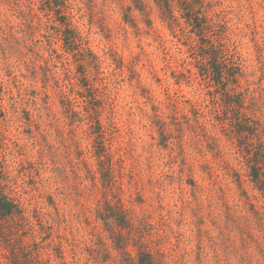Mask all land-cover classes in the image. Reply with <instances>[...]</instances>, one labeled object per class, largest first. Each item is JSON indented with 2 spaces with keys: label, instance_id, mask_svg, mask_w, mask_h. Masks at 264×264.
Masks as SVG:
<instances>
[{
  "label": "rangeland",
  "instance_id": "rangeland-1",
  "mask_svg": "<svg viewBox=\"0 0 264 264\" xmlns=\"http://www.w3.org/2000/svg\"><path fill=\"white\" fill-rule=\"evenodd\" d=\"M14 2L16 0H0V25L6 33L9 32L8 21L15 24L19 21L16 13L13 16ZM21 2L26 4L27 0ZM218 2L217 11H223L240 41L238 52L243 56L246 73L252 76L258 96L264 95V0ZM91 3L90 8L83 5L84 16H76V21L92 52L101 58V67L106 73L107 86L101 89L99 97L107 104V110L103 109V123L108 124L110 120L114 123L111 141L118 186L105 194L100 174L95 184L88 177L87 168L79 163V144L85 147L91 142L85 134L90 119L71 131L68 120L55 113L57 111L47 113L43 110L41 117L34 112V119L41 126L39 131L36 123L22 127V108L32 110V107L18 99L15 112L10 109L8 96L3 101L9 107L5 127L12 148L8 161L18 156L12 145L14 141L23 145L21 159L39 158L42 148L43 158L49 165V170L42 171L43 177H52L51 185L45 188L47 194L39 199L45 213L44 221L53 228L51 237L42 245L41 254L45 258L51 255L53 264H123L122 255L114 249L103 222L97 219V210L105 207L107 195L113 202L124 204L141 232L146 230L141 221L152 226L146 239L153 249L159 236L168 235L169 240L164 241L162 248L166 251L165 264H197L195 254L187 260H181L180 256L196 250L200 241L208 244L209 237L221 241V233L227 232L226 203L238 215L246 211L244 202L240 201L241 191L228 167L229 164L245 174L239 154H236V141L229 139L219 125L208 124L205 132L192 127L196 126L192 105L198 106L201 123L205 122L203 113L219 106L218 100L208 95L209 89L200 85L194 75L188 78L191 76L188 70L193 73L197 70L190 64L193 60L188 58V47L182 44L188 43L181 31L173 32L162 22L156 8L148 17L152 27L138 12L133 15L139 28L126 24L123 6L132 5L131 0H91ZM2 35L0 31V38ZM57 43L59 48L61 42ZM45 48L46 42L38 46L37 51L43 57L34 59L38 64L44 65L48 58ZM110 63L112 67H108ZM116 63H123V74H111ZM54 71L64 78V68L59 66ZM182 74L188 80H183ZM174 76L182 80L181 84L176 83ZM91 77L97 85L103 78L95 71ZM22 81L28 85L32 83L40 93L48 91L52 108L58 101L57 87L54 82L46 86L42 73L39 72L34 81L24 78ZM4 84L17 94L12 79L6 78ZM38 102L42 104L41 95ZM86 104L79 99L76 109L84 111ZM155 108L171 130L167 146L162 144ZM206 133L216 139L218 148ZM42 135L46 137L44 141ZM85 159L92 168H98L93 153H87ZM27 187L29 193L24 197L35 204L33 195L40 191L28 184ZM244 188L252 198L257 195L250 183L246 182ZM48 194L52 195L55 207L50 204ZM252 200L259 207L263 205L262 201ZM241 225L243 232L233 227L227 232V238L238 246L243 233H256L255 224L248 228L242 222ZM177 234L180 235L176 237ZM134 235L137 237L135 232ZM102 239L109 253L101 244ZM59 247L63 249L64 260L56 257ZM130 251L135 250L130 247ZM5 254L7 251L0 247V264H6ZM207 259L204 264H217L213 254Z\"/></svg>",
  "mask_w": 264,
  "mask_h": 264
},
{
  "label": "trees",
  "instance_id": "trees-1",
  "mask_svg": "<svg viewBox=\"0 0 264 264\" xmlns=\"http://www.w3.org/2000/svg\"><path fill=\"white\" fill-rule=\"evenodd\" d=\"M21 1L16 0L13 7V16L16 13L19 21L16 24L12 21L6 23L9 26L8 33L0 25V31L3 33L0 38V247L7 251L6 264H53L51 255L45 258L41 254L42 245L51 237L50 232L53 230L52 226L44 221L45 213L39 203V199L42 200L47 194L45 188L52 183V177L45 178L42 174V171L49 170V165L43 158L42 148L39 158L21 159L24 155L20 153L23 151V145L16 141L12 142V145L18 156L14 161H8V152L12 146L9 144L11 139L5 127L9 107L3 103L4 98L9 97L10 109L15 112L19 101L33 108H22V127H30L36 123L40 131L41 126L34 119V112L41 117L43 110L47 113L57 111L55 113L62 114L68 120L71 131L83 126L87 119H90L85 134L91 142L85 147L82 143L79 144L78 160L87 168L88 177L95 184L100 174L105 194L118 186L114 168L115 153L111 141L114 123L110 120L105 124L102 120L103 109H106L107 104L99 94L101 89L107 86V78L101 67V58L92 52L77 24L78 20L76 21V16H84V7H91V0H27L26 4ZM131 3L132 5L123 6V10L125 23L133 28H139L134 12H138L146 19L147 25L152 27L148 17L156 8L162 22L173 32L181 31L182 38L188 43L182 44L188 47V58L193 60L190 64L197 70L196 73L188 70L191 75L188 78L194 75L200 85L209 89L208 95L212 96L213 100H218L216 102L219 106L203 113L201 116L205 122L201 123L198 106L192 105V113L196 118V126L192 127L205 132L208 130V124L219 125L229 139L236 141V154H239L238 160L245 169V174H242L228 164L234 182L241 191L240 201L244 202L246 211H241L238 215L233 207L226 203L225 226L229 233L232 227L243 232L241 222L247 228L255 224L256 233H243L238 246L227 238V232H223L221 241L209 237L208 244L200 241L196 250L183 253L180 259L187 260L186 258L195 254L196 263L204 264L209 260L208 256L213 254L217 264H264V95L258 96L255 82L251 80L252 76L246 73L242 63L243 56L238 52L240 41L237 35H234L223 11H217L218 0H131ZM58 41L61 42L59 48ZM44 42L48 58L42 65L34 59L43 58L37 49L39 44ZM112 65L110 63L108 67ZM59 66L64 68V78H60L54 71ZM93 71L98 77L103 76L99 85L91 77ZM39 72L42 73L46 86L54 82L58 89V101L53 103V108L48 91L40 93L32 83L28 85L22 81V78L36 80ZM118 73L123 74V63H116L111 74ZM182 75L185 77L183 80H188L185 74ZM174 77L176 83L181 84L182 80ZM6 78L12 79L17 94L12 88L5 87ZM216 94L220 97L216 98ZM40 95L42 104L38 102ZM146 98L152 100L151 97ZM79 99L87 103L84 111L76 109ZM154 117L158 120L162 144L167 146L171 130L157 108ZM27 133L32 134L29 131ZM206 137L218 148L215 138L208 133ZM44 138L46 137L42 135L43 141ZM211 150H214V147ZM87 153H93L98 168L94 169L86 162ZM54 182L57 184V181ZM246 182L257 192L254 198L245 190ZM27 184L33 190L40 191L39 194L33 195L35 204L24 197L29 193ZM48 198L50 204L55 207L52 195L48 194ZM252 199L262 201L263 205L259 207ZM27 202L29 205H26ZM97 219L103 222L114 249L122 255L123 264H165L166 251L162 248L164 241L169 240L168 235L159 236L153 249L146 239V234L152 226L141 221L146 228L141 232L136 220L122 202L115 203L106 195L105 207L97 210ZM178 235L180 234L176 237ZM101 244L109 253L103 239ZM130 247L135 251H130ZM58 250L56 257L64 260L62 247Z\"/></svg>",
  "mask_w": 264,
  "mask_h": 264
}]
</instances>
